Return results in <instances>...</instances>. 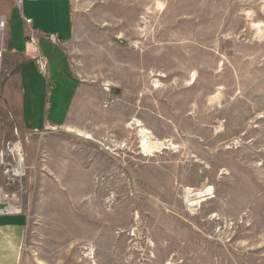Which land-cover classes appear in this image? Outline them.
<instances>
[{"label":"rangeland","instance_id":"1","mask_svg":"<svg viewBox=\"0 0 264 264\" xmlns=\"http://www.w3.org/2000/svg\"><path fill=\"white\" fill-rule=\"evenodd\" d=\"M73 5L68 124L15 131L0 103L27 167L0 174L27 216L18 264H264V0Z\"/></svg>","mask_w":264,"mask_h":264},{"label":"crops","instance_id":"2","mask_svg":"<svg viewBox=\"0 0 264 264\" xmlns=\"http://www.w3.org/2000/svg\"><path fill=\"white\" fill-rule=\"evenodd\" d=\"M73 6V0H22L19 9L12 0H0V18L6 21L3 44L7 48L0 65V75L4 72L0 103L3 116L13 121L16 131L56 130L65 127L73 116L71 108L83 83L65 50L74 33ZM49 35L57 42L49 40ZM38 52L48 60L46 74L34 63ZM65 92V103H58ZM26 227L23 212L0 214V264L20 262Z\"/></svg>","mask_w":264,"mask_h":264},{"label":"built area","instance_id":"3","mask_svg":"<svg viewBox=\"0 0 264 264\" xmlns=\"http://www.w3.org/2000/svg\"><path fill=\"white\" fill-rule=\"evenodd\" d=\"M14 5L21 8L22 0H14ZM27 24L30 20H24ZM6 21L0 18V61L6 49L3 44V33L5 30ZM48 39L53 43L57 40L54 36L49 35ZM29 41L35 45L33 37ZM34 63L42 74H46L48 70V60L41 54L37 53L34 57ZM16 131V128L14 129ZM54 130V129H52ZM26 165L23 154V148L20 144V138H15L7 142L5 147L0 148V174L6 182H16L26 175ZM16 192L3 190L0 186V214L9 215L20 213L21 209L18 207V198Z\"/></svg>","mask_w":264,"mask_h":264},{"label":"bare ground","instance_id":"4","mask_svg":"<svg viewBox=\"0 0 264 264\" xmlns=\"http://www.w3.org/2000/svg\"><path fill=\"white\" fill-rule=\"evenodd\" d=\"M0 63H1V61H0ZM156 87V86H155ZM142 128V127H141ZM140 128V134H141V148L143 149V151L144 152H151L152 150H154V149H156L158 146H159V143L158 142H156V141H152V140H148V138H147V134L149 133H147L146 132V130H144V129H141ZM68 130H70V131H74L73 129H68ZM78 135L79 134H83L81 131H77L76 132ZM149 135V134H148ZM83 136L84 137H89V135L88 134H86V133H84L83 134ZM163 142V141H162ZM161 144V143H160ZM163 146V145H162Z\"/></svg>","mask_w":264,"mask_h":264}]
</instances>
